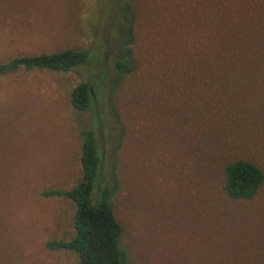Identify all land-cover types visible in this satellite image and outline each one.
<instances>
[{
  "label": "rangeland",
  "instance_id": "374dc122",
  "mask_svg": "<svg viewBox=\"0 0 264 264\" xmlns=\"http://www.w3.org/2000/svg\"><path fill=\"white\" fill-rule=\"evenodd\" d=\"M223 11L264 22V0H0V62L88 54L0 74V264H76L45 245L73 235V202L40 193L79 180L82 128L116 175L124 264H264V186L241 201L222 189L226 161L264 173V90L206 89ZM83 81L97 101L80 111L69 93Z\"/></svg>",
  "mask_w": 264,
  "mask_h": 264
},
{
  "label": "trees",
  "instance_id": "16d2710c",
  "mask_svg": "<svg viewBox=\"0 0 264 264\" xmlns=\"http://www.w3.org/2000/svg\"><path fill=\"white\" fill-rule=\"evenodd\" d=\"M245 15L260 17L257 12L223 11L222 15L214 12V47H217L214 59L217 61H214L212 82L206 89L264 90V22L247 20ZM221 54L228 55L222 63L218 57ZM244 55H248L247 61L243 60ZM87 60L88 54L78 49L16 55L0 62V74L17 69L66 71ZM114 66L119 72L129 69L121 60H116ZM232 84L233 89L227 88ZM96 101L90 82H80L70 90L69 103L76 110H86ZM80 137L79 180L70 188L44 189L40 193L42 196H62L73 202V235L66 240L47 241L45 245L48 249L72 251L76 264H124L119 243L122 227L112 202L116 175L113 169L108 170L102 165V153L94 130L82 128ZM221 169L222 189L233 201L250 200L264 186L262 169L250 159L238 157L226 161Z\"/></svg>",
  "mask_w": 264,
  "mask_h": 264
}]
</instances>
